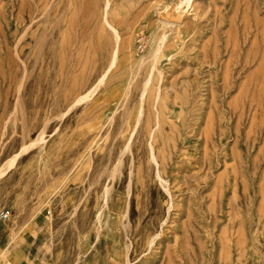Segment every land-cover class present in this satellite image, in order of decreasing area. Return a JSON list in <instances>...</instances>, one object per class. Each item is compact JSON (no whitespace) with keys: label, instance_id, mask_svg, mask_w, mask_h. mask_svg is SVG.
I'll list each match as a JSON object with an SVG mask.
<instances>
[{"label":"rangeland","instance_id":"1","mask_svg":"<svg viewBox=\"0 0 264 264\" xmlns=\"http://www.w3.org/2000/svg\"><path fill=\"white\" fill-rule=\"evenodd\" d=\"M182 1L0 0V212L36 264H264V0Z\"/></svg>","mask_w":264,"mask_h":264},{"label":"crops","instance_id":"2","mask_svg":"<svg viewBox=\"0 0 264 264\" xmlns=\"http://www.w3.org/2000/svg\"><path fill=\"white\" fill-rule=\"evenodd\" d=\"M21 227V228H19ZM41 226L37 221L11 229L0 221V264H36L40 249Z\"/></svg>","mask_w":264,"mask_h":264},{"label":"bare ground","instance_id":"3","mask_svg":"<svg viewBox=\"0 0 264 264\" xmlns=\"http://www.w3.org/2000/svg\"><path fill=\"white\" fill-rule=\"evenodd\" d=\"M180 1H181V0H180ZM183 1H184V0H183ZM183 1H182V2H183ZM186 2H187V4H188V0H185V3H186ZM189 3H190V1H189ZM181 4H182V3H181ZM178 5L180 6V4H178ZM178 5H177V9L179 8ZM170 9H171V8H168L167 11L170 12ZM166 13H167V12H166ZM181 16H182V14H181ZM161 38H163V37H161ZM161 38H160L159 42L161 41ZM164 38H165V37H164ZM165 39H166V38H165ZM163 41H164V40H162V42H163ZM156 42L158 43V40H157ZM162 42H161V43H162ZM157 43H156V44H157ZM161 43H160V44H157L158 46L155 48V52H153V54H154L156 57H158L157 54H159V52L161 51V48H162V46L160 47ZM164 43H165V41H164ZM156 44H155V45H156ZM155 45H154V46H155ZM163 45H164V44H163ZM163 47H164V46H163ZM154 55H152V57H153ZM156 57H154L155 60L153 59V61H156ZM115 62H116V59L114 60V63H115ZM153 63H154V62H153ZM156 63H157V62H156ZM151 66L153 67L154 64H153V65L151 64ZM154 67L156 68L157 66H154ZM153 69H154V68H153ZM157 69H158V68H157ZM149 73H150V75H151V72H149ZM105 76H106V75H104V76L101 78V80H100L101 83L104 81ZM149 78L151 79V77H149ZM150 79H149V80H150ZM146 80H148V79H146ZM146 80H145V81H146ZM148 82H149V81L146 82L147 85L145 84V86H144L145 88L143 87V88H142V89H143L142 91H144V89H145V91H146V87H149ZM159 87H160V86H159ZM159 87H158V88H159ZM158 88H157V89H158ZM158 90H159V89H158ZM158 90H157V91H158ZM145 91H144V92H145ZM147 91H148V90H147ZM155 91H156V90H155ZM142 93H143V92H142ZM156 93H157V92H156ZM90 94H91V93H90ZM87 96H89V95H86V96H84V97H87ZM154 96H156V95H154ZM143 97H144V95L142 96V98H143ZM157 97H159V92H158V95L155 97V99H157ZM87 98H88V97H87ZM142 100H143V99H142ZM154 102H155V101H154ZM155 103H156V102H155ZM152 106H153V105H152ZM154 106H157V105H154ZM115 108H116V107H115ZM156 108H158V107H156ZM140 109L142 110L141 106H140ZM155 111H156V110H155ZM141 112H142V114H143V110H142ZM141 112H140V113H141ZM156 112H158V111H156ZM156 112H155L154 114H156ZM113 113H114V111H113ZM138 114H139V113H138ZM138 114H137V117H142V116H138ZM142 114H141V115H142ZM111 115H112V113H111ZM139 115H140V114H139ZM154 116H155V115H154ZM156 117H157V116H156ZM161 117H162V116H161ZM111 118H112V117H111ZM111 118H110V119H111ZM123 119H124V118H123ZM135 120H136L135 122H138V118L135 119ZM156 120H157V119H156ZM159 120H160V119H159ZM125 121H126V120H125ZM140 121H141V120H140ZM155 122L157 123V121H155ZM123 123H124V122H123ZM124 124H125V123H124ZM157 124H158V123H157ZM134 125H137V124H134ZM122 126H123V125H122V123H121V126H120V127H121V128H124V127H122ZM156 127H157V126H156ZM151 129H153V128H151ZM151 129H150V136H151V137H149V138H152V137H153V136L151 135V134H152V130H151ZM132 130H133V129H132ZM120 131L122 132V129H121ZM133 131H134V130H133ZM137 131H138V130H137ZM121 132H120V133H121ZM129 136H131V134H129ZM131 139H132V137H131ZM128 140H129V138H128ZM148 140H149V139H148ZM126 142H127L128 145H130V143H129L130 141H129V142L126 141ZM150 142H151V141H150ZM150 142H149V143H150ZM149 143H148V144H149ZM128 145H127V147H125V149H126V148H129V147L131 146V145H130V146L128 147ZM152 145H153V144L149 145V147H151V148H150V149H151L150 151H151V154H152V157H153V158H151V159H155V160H157V157H156V155H155V153H154V152H155V151H154L155 148H153ZM125 146H126V144H125ZM123 148H124V147H123ZM123 150H124V149H123ZM148 150H149V149H148ZM125 151H126V150H125ZM150 151H149V152H150ZM153 151H154V152H153ZM151 154H150V156H151ZM163 154H164V152H163ZM149 158H150V157H149ZM131 160H132V159H131ZM158 161H159V160H158ZM131 162H132V161H131ZM135 162H136V161H135ZM10 163H12V162H10ZM10 163H9V164H10ZM149 163L151 164V162H148V165H150ZM9 164H8V165H9ZM12 164H13V163H12ZM134 164H135V163H134ZM131 165L133 166V164H131ZM131 165H130V166H131ZM155 165H156V164H155ZM157 165H160V166H161V164H158V163H157ZM157 165H156V166H157ZM116 166H117V165H116ZM116 166H114V167H116ZM156 166H155V167H156ZM155 167H154V168H155ZM116 168H117V167H116ZM116 168H114V169L112 170V172H113ZM118 168H119V167H118ZM118 168H117V170H118ZM149 168H150V167H149ZM152 168H153V167H152ZM157 168H158V166L155 168V169H156V172H158V171H157ZM160 169H161V168H160ZM160 169H159V170H160ZM115 171H116V170H115ZM115 171H114V173H115ZM118 171H119V170H118ZM118 171H117L116 173H118ZM119 172H120V171H119ZM130 172H131V170H130ZM130 172H129V175H130ZM114 173H112V176L114 175ZM120 173H121V172H120ZM133 173H134V172H133ZM153 173L155 174V171H154ZM131 174H132V172H131ZM156 174H157V173H156ZM162 175H163V174H162ZM119 176H120V175H119ZM157 176H158V175H157ZM160 176H161V175H159V177H160ZM106 177H107V176H106ZM109 177H110V175H109ZM159 177H158V179H159ZM112 178L115 179L114 177H111V179H112ZM160 178H161V177H160ZM161 179H162V178H161ZM163 179H164V178H163ZM105 180H106V179H105ZM127 180H128V183H127L128 185H130L131 182H134V181H130L131 179H130V180L127 179ZM127 180H126V181H127ZM132 180H133V178H132ZM165 180H166V179H165ZM107 181H108V180H107ZM110 181H111V180H110ZM113 181H114V180H113ZM129 181H130V184H129ZM159 181L162 182L161 184H163V181H164V180H163V181L159 180ZM159 181H158V182H159ZM164 182H165V181H164ZM113 183H114V182H113ZM104 184H105V183H104ZM110 184H112V183L110 182ZM166 184H167V183H166ZM106 185H107V184H106ZM128 185H127L126 187H128ZM110 186H112V185H109V187H110ZM164 186H165V184H164ZM164 186H163V187H164ZM163 187H162V188H163ZM105 188H106V187H105ZM107 188H108V187H107ZM107 188H106V190H107ZM112 188H114V187H112ZM112 188H111V189H112ZM167 188H168V187H167ZM167 188H165V189H167ZM114 189H115V188H114ZM125 190H126V188H125ZM127 190H130V189L127 188ZM102 191H103V190H102ZM109 191H111V190H109ZM112 191H113V190H112ZM104 192H105V191H104ZM107 192H108V190H107ZM131 192H132V191H131ZM131 192H128V193H131ZM114 193H115V192H114ZM166 193H167V190H166ZM125 194H127V193H125ZM171 194H172V193H171ZM174 194H175V193H174ZM103 195H104V193H103ZM109 195H110V194H109ZM123 195H124V194H123ZM123 195H122V196H123ZM128 195H129V194H128ZM130 195H131V194H130ZM105 196H107V195H105ZM167 196H168V195H167ZM169 196H170V195H169ZM100 197H101V195H100ZM103 197H104V196H103ZM125 197H127V196L125 195ZM171 197H172V196H171ZM174 197H177V196H174ZM106 198H107V200H108L110 197H106ZM168 198H169V197H168ZM100 199H101V198H100ZM128 199H129V198H128ZM170 199H171V198H170ZM170 199H169V200H170ZM103 200H104V198H103ZM167 200H168V199H167ZM110 201H111V200H110ZM127 201H128V200H127ZM127 201H126V202H127ZM102 202H103V201H102ZM106 202L108 203L109 201H106ZM168 202H169V201H168ZM107 203H106V204H107ZM127 203H128V202H127ZM171 203H172V202H171ZM171 203H170V204H171ZM100 204H101V203H100ZM100 204H98V205H100ZM102 204H103V203H102ZM102 204H101V205H102ZM170 204L167 203V205H170ZM103 205H104V204H103ZM111 206H112V204H111ZM127 206H128V204H127ZM164 206H165V205H164ZM100 207H101V206H100ZM100 207H99V208H100ZM105 207H107V205H106ZM167 207H168V206H167ZM169 207H170V206H169ZM107 208H109V207H107ZM125 208H126V206H125ZM100 209H101V208H100ZM111 209H112V208H111ZM165 209H166V208H165ZM165 209H164V210H165ZM167 209H169V208H167ZM127 210H128V209H127ZM127 210H126V211H127ZM97 211H98V209H97ZM99 211H100V210H99ZM124 211H125V210H124ZM126 211H125L124 213L127 214L128 212H126ZM110 212H111V211H110ZM162 212H163V211H162ZM162 212H161V213H162ZM165 212H166V211H165ZM104 213H105V212H104ZM94 214H95V213H94ZM164 214H165V213H164ZM123 215H124V214H123ZM159 216H161V215H159ZM96 217H97V215H96ZM101 217H102V216H101ZM161 218H162V217H161ZM171 218H172V217H171ZM171 218H168V219H171ZM179 218H180V217H179ZM159 219H160V218H159ZM168 219H167V220H168ZM97 220L100 221V219H97ZM108 221H109V219H108ZM156 221H157V219H156ZM159 221H160V220H159ZM162 221H163V220H162ZM162 221H161V222H162ZM164 222H165V220H164ZM109 225H110V223H109ZM159 225H160V224H159ZM159 225H158V226H159ZM91 226H92V224H91ZM106 227H107V225H106ZM104 228H105V227H104ZM150 235H151V234H150ZM96 236H97V235H96ZM152 238H153V237H152ZM152 238H151V240H153ZM149 242H150V241H149ZM152 243H153V241H152ZM137 246H138V245H137ZM149 246H150V243H149ZM129 247H130V246H129ZM130 248H131V247H130ZM146 250H147V248H146ZM130 251H131V250H130ZM140 253H141V252H140ZM140 253H139V254H140ZM137 256H138V254H137ZM125 258H126V257H125ZM124 264H132V263H130V260H129L128 257H127V259H126V261L124 262Z\"/></svg>","mask_w":264,"mask_h":264},{"label":"built area","instance_id":"4","mask_svg":"<svg viewBox=\"0 0 264 264\" xmlns=\"http://www.w3.org/2000/svg\"><path fill=\"white\" fill-rule=\"evenodd\" d=\"M10 216H11V211L8 209H4L0 212V220L5 221V220L9 219Z\"/></svg>","mask_w":264,"mask_h":264}]
</instances>
